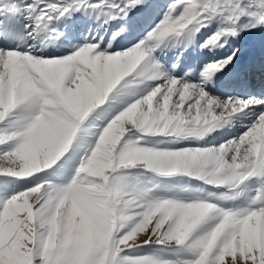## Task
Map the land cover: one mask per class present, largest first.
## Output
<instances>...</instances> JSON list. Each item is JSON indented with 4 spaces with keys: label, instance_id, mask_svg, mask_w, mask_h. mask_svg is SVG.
Instances as JSON below:
<instances>
[{
    "label": "snow or ice",
    "instance_id": "6c2138e0",
    "mask_svg": "<svg viewBox=\"0 0 264 264\" xmlns=\"http://www.w3.org/2000/svg\"><path fill=\"white\" fill-rule=\"evenodd\" d=\"M260 31L264 0H0V264H264V90L214 92Z\"/></svg>",
    "mask_w": 264,
    "mask_h": 264
},
{
    "label": "bare ground",
    "instance_id": "6f19581e",
    "mask_svg": "<svg viewBox=\"0 0 264 264\" xmlns=\"http://www.w3.org/2000/svg\"><path fill=\"white\" fill-rule=\"evenodd\" d=\"M21 22L23 21V16L20 17ZM93 25L92 21H88L79 17L73 18L72 21L68 22L66 26H62L61 30L65 32L66 36H74L76 38H80L81 35H88L90 34V29ZM262 32V31H261ZM258 32L253 33H242L238 40V46L243 48V55L241 57V62L243 60L249 61L253 58L260 59L264 55V31L263 35L261 36V40L258 38ZM63 39V38H62ZM161 62L163 63H171L176 55L175 51H168L165 54H157ZM202 58L199 56V53L195 52L194 50H189L185 53L184 57L182 58L184 63L181 69L178 71H182L186 69V67L192 64L195 60ZM231 77L225 76L222 77L219 81L221 86L215 87L214 92L220 94H236V91H240L241 94H244V89H240L237 85L238 82H230ZM226 84L224 87L222 85ZM235 85V86H233Z\"/></svg>",
    "mask_w": 264,
    "mask_h": 264
},
{
    "label": "rangeland",
    "instance_id": "374dc122",
    "mask_svg": "<svg viewBox=\"0 0 264 264\" xmlns=\"http://www.w3.org/2000/svg\"><path fill=\"white\" fill-rule=\"evenodd\" d=\"M258 33H260V34H258V38L261 40V36L263 35V31H262V32L260 31V32H258ZM263 57H264V56H263ZM243 122H247V121L245 120V121H243ZM237 127H239V125H237ZM235 133H236V129H235V128H233V129H231V130H229V129H225V130H224V135H225V136H230V135L235 134ZM214 135H217V134H214ZM220 142H222V140H221ZM187 179H188V178H184L185 181H187ZM141 180H142L143 182L147 183L148 181L151 180V176H150V175H145V176L141 177ZM173 183H175V181H173ZM190 183H191L192 186H195L198 182L195 181V180H193V181H191ZM237 203H239V201H237Z\"/></svg>",
    "mask_w": 264,
    "mask_h": 264
}]
</instances>
